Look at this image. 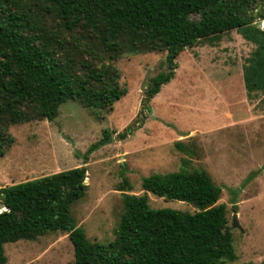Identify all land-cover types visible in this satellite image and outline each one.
Here are the masks:
<instances>
[{"label": "trees", "instance_id": "1", "mask_svg": "<svg viewBox=\"0 0 264 264\" xmlns=\"http://www.w3.org/2000/svg\"><path fill=\"white\" fill-rule=\"evenodd\" d=\"M256 21L264 25V0H0V157L14 143L11 128L51 122L69 100L102 119L99 113L127 92L116 67L123 56L165 53L169 72L150 79L149 102L175 77L187 50L216 45L221 36L249 27L255 48L242 76L246 86L253 84L250 91L262 94L264 30L252 26ZM109 140L104 131L88 151ZM174 146L186 149L181 142ZM86 172L85 166L76 167L0 187V264L7 261L5 244L50 233L68 236L72 264H226L237 259L229 210L217 204L221 189L201 171L145 178L143 196L122 194L113 241L88 242L70 216V206L85 195ZM147 193L190 203L198 211L153 210Z\"/></svg>", "mask_w": 264, "mask_h": 264}, {"label": "rangeland", "instance_id": "2", "mask_svg": "<svg viewBox=\"0 0 264 264\" xmlns=\"http://www.w3.org/2000/svg\"><path fill=\"white\" fill-rule=\"evenodd\" d=\"M248 28L221 36L216 45L201 43L187 50L175 77L149 102L145 90L150 79L169 72L165 53L121 57L116 67L127 92L112 109L99 113L102 119L69 100L51 122L10 129L14 143L0 157V187L85 166L87 189L70 206V216L88 242L108 244L119 222L122 194L143 196L142 181L153 175L201 171L221 189L217 204L229 210V225L236 213L241 228H231L237 259L226 264H263L264 92L255 99L253 84L246 86L242 76L255 48L256 37ZM104 131L110 140L89 152ZM176 142L186 149L175 148ZM146 195L153 210L198 211L190 203ZM4 255L6 264L74 261L63 233L7 243Z\"/></svg>", "mask_w": 264, "mask_h": 264}, {"label": "water", "instance_id": "3", "mask_svg": "<svg viewBox=\"0 0 264 264\" xmlns=\"http://www.w3.org/2000/svg\"><path fill=\"white\" fill-rule=\"evenodd\" d=\"M259 8H260V6H258L257 10L253 13L254 16L257 14V11L259 10ZM261 28L264 30V25L261 26ZM231 228H237V229L241 230L239 223L237 221V214L236 213L233 214Z\"/></svg>", "mask_w": 264, "mask_h": 264}, {"label": "crops", "instance_id": "4", "mask_svg": "<svg viewBox=\"0 0 264 264\" xmlns=\"http://www.w3.org/2000/svg\"><path fill=\"white\" fill-rule=\"evenodd\" d=\"M247 58H248V57H247ZM227 82H229V81H227ZM258 94H261V93H257V92H256V93L254 94V96H256L255 99H257Z\"/></svg>", "mask_w": 264, "mask_h": 264}]
</instances>
